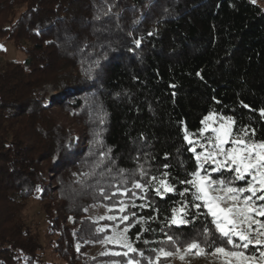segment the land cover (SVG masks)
Segmentation results:
<instances>
[{"label":"trees","instance_id":"1","mask_svg":"<svg viewBox=\"0 0 264 264\" xmlns=\"http://www.w3.org/2000/svg\"><path fill=\"white\" fill-rule=\"evenodd\" d=\"M0 41L24 56L0 58V264H44L21 216L35 197L56 258L48 264H125L122 255L87 254L110 231L96 229L115 224L130 225L144 257L129 256L141 264L193 239L212 254L203 218L169 223L178 194L140 199L133 183L164 171L184 178L194 160L183 130L197 134L209 112L264 140V9L250 0H0ZM45 86L58 96L49 105ZM94 204L129 220L93 221Z\"/></svg>","mask_w":264,"mask_h":264},{"label":"snow or ice","instance_id":"2","mask_svg":"<svg viewBox=\"0 0 264 264\" xmlns=\"http://www.w3.org/2000/svg\"><path fill=\"white\" fill-rule=\"evenodd\" d=\"M135 43L139 46L140 41ZM259 115L264 118V109L259 110ZM200 123L202 127L195 135L187 128L183 130V141L189 146L186 151L194 160L191 171L185 168L183 161L179 162L180 167L185 168L184 178H172L169 171H164L159 176H151L146 184L134 182L133 189L141 191L140 199H147L149 190L161 199L169 193L178 194L181 200L171 208L169 223L188 225L203 218L205 223L200 231L203 244L212 248V254L221 264H264V219H261L264 218V140L255 139L256 129L250 125H241L238 131H234L236 120L231 116L209 112ZM163 167L168 169L170 165ZM217 173L219 176L214 177ZM141 175L146 173L141 170ZM177 184L184 185L183 189L178 191ZM128 192L129 189H124L120 194L126 196ZM131 195L136 197V192L132 191ZM119 205V211L124 213L127 205L123 200ZM132 206H136L134 202ZM100 219H119L123 223L129 220V215H109ZM107 227H98L96 231L106 232ZM129 227L114 231L102 242L125 249L112 253L127 257L125 264H141L140 260L129 256L138 253L144 257V253L129 240ZM165 236L168 242L178 244L171 235L165 233ZM184 250H195L197 255L205 252L198 239L186 242ZM153 251L157 253L155 259L147 258V264H159L161 257L174 255L164 248ZM175 254H180L179 247H176ZM180 259L183 260L184 256L180 255Z\"/></svg>","mask_w":264,"mask_h":264},{"label":"rangeland","instance_id":"3","mask_svg":"<svg viewBox=\"0 0 264 264\" xmlns=\"http://www.w3.org/2000/svg\"><path fill=\"white\" fill-rule=\"evenodd\" d=\"M252 3L257 4L262 9H264V0H250ZM0 50L2 51V55L0 58L2 61H17L20 62L24 59L22 53L16 51L10 42L0 41ZM44 95V104L49 105L53 101H55L58 96L49 86H45L44 91L40 92ZM76 138V137H75ZM197 151H200L197 148ZM207 167V165H206ZM109 208L102 204H94L90 205L86 209L87 217H89L93 221H102L105 219H100L101 217H107ZM22 219L29 227V229L34 232L38 240L41 244L42 250L40 252L41 259L44 264H48L52 261H55V255L50 248V239H49V231L47 228L45 215L43 212V204L38 200L37 197L28 200L26 207L22 213ZM105 226V225H104ZM123 227H118L116 224L109 226V233L106 236L112 235L114 231H118L123 229ZM105 239V237H104ZM104 239L102 241H104ZM98 242L93 245V247L87 252L90 256H101L104 254H112L113 250L108 249L110 246H116L113 244H106L103 242ZM119 247V246H118ZM123 249V248H121ZM185 248H180V254H175L169 257V261L166 264H221V261L216 258L213 254H208L204 252L203 254L197 255L195 250L191 252H185ZM124 250V249H123ZM180 255L184 256V259H180ZM100 264H118V263H105L102 262Z\"/></svg>","mask_w":264,"mask_h":264}]
</instances>
